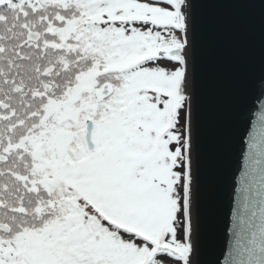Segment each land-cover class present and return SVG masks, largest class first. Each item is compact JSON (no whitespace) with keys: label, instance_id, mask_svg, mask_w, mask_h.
Segmentation results:
<instances>
[{"label":"snow or ice","instance_id":"6c2138e0","mask_svg":"<svg viewBox=\"0 0 264 264\" xmlns=\"http://www.w3.org/2000/svg\"><path fill=\"white\" fill-rule=\"evenodd\" d=\"M194 10L0 0V264H192ZM247 148L215 264H264V111Z\"/></svg>","mask_w":264,"mask_h":264},{"label":"water","instance_id":"95a60500","mask_svg":"<svg viewBox=\"0 0 264 264\" xmlns=\"http://www.w3.org/2000/svg\"><path fill=\"white\" fill-rule=\"evenodd\" d=\"M194 3L200 169L192 264H215L227 255L223 232L229 205L246 168L247 143L264 111V0Z\"/></svg>","mask_w":264,"mask_h":264}]
</instances>
